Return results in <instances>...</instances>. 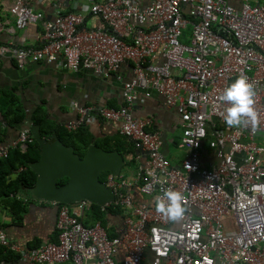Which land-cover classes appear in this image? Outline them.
I'll return each instance as SVG.
<instances>
[{
  "label": "built area",
  "instance_id": "built-area-1",
  "mask_svg": "<svg viewBox=\"0 0 264 264\" xmlns=\"http://www.w3.org/2000/svg\"><path fill=\"white\" fill-rule=\"evenodd\" d=\"M3 1L17 28L42 22L44 31L40 47L0 43V63L14 59L24 68L61 59L73 71L115 74L125 103L97 109L75 102L76 117L65 126L117 122L120 134L147 154H137L144 163L131 181L106 178L116 198L102 210L123 209L113 226L85 224L93 203L82 199L59 204L56 241L22 246L0 227V246L17 253L21 264H264V144L257 141L264 136V0H93L90 11L103 23L95 29L82 28L84 13L58 11L45 20L30 0ZM124 66L132 69L127 80ZM241 73L255 87L259 131L250 122L230 128L223 118L230 105L220 96ZM154 93L183 127L187 153L179 164L167 158L163 133L147 129L153 120L134 115L135 105ZM32 127L30 120L17 139L0 140V161L11 149L28 148ZM169 188L185 196L178 221L155 210L154 198Z\"/></svg>",
  "mask_w": 264,
  "mask_h": 264
},
{
  "label": "crops",
  "instance_id": "crops-1",
  "mask_svg": "<svg viewBox=\"0 0 264 264\" xmlns=\"http://www.w3.org/2000/svg\"><path fill=\"white\" fill-rule=\"evenodd\" d=\"M95 1L104 2L106 0ZM147 1L149 0H144V2ZM30 3L35 10L44 14L45 20L55 17L58 11L78 12L87 16L82 28L95 29L103 25L102 19L90 11L93 0H30ZM43 31L42 22L31 24L23 29L17 28L15 17L8 10V3L0 2L1 44L9 45L13 42L25 47H40L43 43ZM131 70L128 66L122 67L120 72L123 79L127 80L132 76ZM122 85L123 81L119 80L115 74L101 77L87 70L73 71L65 68L61 59L52 64H47L45 61H31L24 68H20L14 59L5 58L0 63V99L9 97L11 94L12 99L14 98L20 104L27 115L20 127L8 128L5 141L17 139L20 129L27 125L31 120L29 117L39 108L40 113L48 122L64 125L66 128V122L76 117L75 102L92 105L97 109L120 107L125 103L121 94ZM133 112L136 117H150L153 120L147 126L149 131L158 130L163 133L164 151L167 157L174 145H180L183 127L177 113L165 105L161 95L154 93L148 98H143L135 105ZM98 120L99 122L95 121L85 126L80 125L72 132L78 131L82 126H88L87 129L92 134V142L120 134L117 122L101 120V118ZM131 163L136 165L138 173L144 160L135 154ZM132 190L137 201H142L138 188L133 187ZM22 195L19 199H24L27 203V210L20 221L15 219L10 209L0 201V227L6 230L12 242L22 246L29 247V245H41L46 241H54L58 215L56 205L35 199L27 192ZM145 199L149 197L145 196ZM117 214L119 215V213L109 214L107 220L109 225L113 226L118 221ZM18 259L19 255L14 253L8 264H21Z\"/></svg>",
  "mask_w": 264,
  "mask_h": 264
},
{
  "label": "trees",
  "instance_id": "trees-1",
  "mask_svg": "<svg viewBox=\"0 0 264 264\" xmlns=\"http://www.w3.org/2000/svg\"><path fill=\"white\" fill-rule=\"evenodd\" d=\"M12 97L10 94L9 97L0 99V140H5L9 127H20L27 118L25 111ZM29 118H31L33 125L37 127V133L43 138L53 141L55 137H58L63 143L73 146L81 157L84 156L88 146L92 144V134L87 129L88 126L83 127L85 126L83 125L82 128L75 132L68 131L64 125H55L44 119L40 113V108ZM36 134H34V141L28 145L25 151L19 148L11 149L8 156L0 161V201L10 209L14 218L18 221L21 220L26 212L27 203L24 199H19L11 194L26 193L37 181V174L31 167V164L38 160L41 155V145L36 139ZM94 143L105 150H116L127 155H133L132 159L127 163L133 162L136 144L128 136L119 134ZM108 175L109 172L104 171L100 174V179L105 182ZM66 181L67 178L59 179L58 184H63ZM121 210V206L112 205L107 208V211H103L101 206L92 204L91 209L87 212L89 219H84V223L93 224L95 221L101 220L105 226H108V214L120 213ZM109 228L110 235L113 236V227L110 226ZM57 235L56 232V239ZM56 239L54 240L56 241ZM36 246L39 245H29V247ZM14 253L4 246H0V260L11 262L10 259Z\"/></svg>",
  "mask_w": 264,
  "mask_h": 264
},
{
  "label": "water",
  "instance_id": "water-1",
  "mask_svg": "<svg viewBox=\"0 0 264 264\" xmlns=\"http://www.w3.org/2000/svg\"><path fill=\"white\" fill-rule=\"evenodd\" d=\"M32 132H38L36 126L32 127ZM36 139L41 145V155L31 164L37 181L28 190L29 196L56 203L57 210L61 203L69 204L82 199L97 205L115 201V192L100 179V174L108 171L118 177L133 155L105 150L93 141L81 157L73 146L63 143L58 137L50 141L37 133ZM139 153H143L145 158L147 151L134 150V154ZM63 178L67 181L59 185L58 180Z\"/></svg>",
  "mask_w": 264,
  "mask_h": 264
},
{
  "label": "clouds",
  "instance_id": "clouds-1",
  "mask_svg": "<svg viewBox=\"0 0 264 264\" xmlns=\"http://www.w3.org/2000/svg\"><path fill=\"white\" fill-rule=\"evenodd\" d=\"M255 96L254 84L243 73L223 91L220 100L230 105L223 117L228 127L239 128L247 126L250 122L254 131L260 130L258 113L255 108ZM143 198L145 199V197ZM184 200L185 196L181 191L169 188L163 192V195L154 198L155 210L171 221H178L183 218L186 212Z\"/></svg>",
  "mask_w": 264,
  "mask_h": 264
},
{
  "label": "rangeland",
  "instance_id": "rangeland-1",
  "mask_svg": "<svg viewBox=\"0 0 264 264\" xmlns=\"http://www.w3.org/2000/svg\"><path fill=\"white\" fill-rule=\"evenodd\" d=\"M192 28L189 27L186 31H185V36L181 37L184 41H187L189 39V36L191 34ZM186 36H188V38L186 39ZM258 142H261L262 144H264V136H259L257 138ZM187 153V148L186 147H181L180 145H174V148L172 150V152L168 155V159L169 161L175 165L179 164L181 162V160H183L186 156ZM137 173V167L136 165L132 164V163H128L125 164L121 170V176H124L125 180H131L133 178V176ZM123 211V209L121 210V212Z\"/></svg>",
  "mask_w": 264,
  "mask_h": 264
}]
</instances>
